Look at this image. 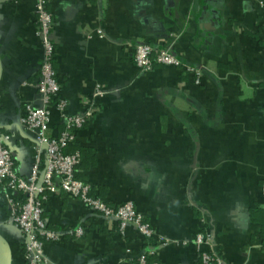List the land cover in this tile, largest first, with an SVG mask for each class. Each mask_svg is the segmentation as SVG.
Listing matches in <instances>:
<instances>
[{
    "label": "crops",
    "instance_id": "0c3cea01",
    "mask_svg": "<svg viewBox=\"0 0 264 264\" xmlns=\"http://www.w3.org/2000/svg\"><path fill=\"white\" fill-rule=\"evenodd\" d=\"M261 2L51 1L57 97L70 114L86 103L95 111L77 132L76 146L91 152L79 172L107 202L131 200L155 241L145 242L134 226L122 234L63 192L50 194L43 215L62 234L44 245L50 264H139L143 253L161 264H204L202 248L229 264H264ZM35 19V0H0V131L10 136L23 176L36 139L19 118L26 104H40ZM144 41L170 47L182 65L140 72L134 46ZM97 87L103 95L94 96ZM63 129L54 110L48 135ZM8 220L0 189V240L11 264H24L23 236ZM78 224L81 237L71 233ZM200 231L210 237L201 248L194 241Z\"/></svg>",
    "mask_w": 264,
    "mask_h": 264
},
{
    "label": "built area",
    "instance_id": "2783aa9c",
    "mask_svg": "<svg viewBox=\"0 0 264 264\" xmlns=\"http://www.w3.org/2000/svg\"><path fill=\"white\" fill-rule=\"evenodd\" d=\"M51 1L35 0L36 31L42 42L43 58L40 76L35 83L40 104H26L19 118L20 124L33 133L36 139L34 161L27 176L17 170L10 136L0 131V185L7 200L9 224L16 226L23 236L24 264H50L45 256L44 245L48 241L59 240L62 234L48 227L43 215L44 205L50 194L61 192L78 199L83 206L100 214L106 222L116 223L122 234L129 226H134L145 242L150 244L155 241L153 228L131 200L116 204L107 202L98 195L97 190H92L91 184L75 176L81 153L78 150L66 152V149L76 141L77 132L88 123L95 111L90 103H86L80 112L70 114L66 110L67 102L57 97L60 85L53 66L56 47ZM261 7L264 16V2H261ZM134 62L140 72H149L155 65H182L170 47L158 48L145 41L134 46ZM187 69L200 76L198 69ZM103 94L104 91L97 87L94 96ZM54 110L58 111L64 129L59 135L50 136L48 130ZM71 233L81 237L85 234V228L78 224ZM209 239V234L200 231L194 241L201 248L209 244ZM199 257L204 264H229L211 248H202ZM138 262L161 264L149 262L146 253L139 256Z\"/></svg>",
    "mask_w": 264,
    "mask_h": 264
},
{
    "label": "trees",
    "instance_id": "16d2710c",
    "mask_svg": "<svg viewBox=\"0 0 264 264\" xmlns=\"http://www.w3.org/2000/svg\"><path fill=\"white\" fill-rule=\"evenodd\" d=\"M76 150H78V151L81 153V161H80V163H79V165H78V167H77V171H76L75 176H76L78 179L83 180V176L81 175V172H79V170L85 168L87 160H90V154H91V152H90L88 149H83V148L77 147L76 144H75V142H74L72 145H70V146L67 147L66 152H74V151H76ZM92 157H93V156H92ZM91 162L94 164V159H93ZM83 181H84V180H83ZM85 182H86V181H85ZM86 183H88V182H86ZM89 184H90V183H89ZM91 185H92V184H91ZM0 189H1V191H2V186H1V185H0ZM92 190H97V191L99 192V190H98V186H94V185H92ZM98 195H99V193H98ZM99 196H100V195H99ZM100 197H101V196H100ZM151 260H152L151 258H148V261H149V262H151ZM137 264H138V263H137Z\"/></svg>",
    "mask_w": 264,
    "mask_h": 264
},
{
    "label": "water",
    "instance_id": "95a60500",
    "mask_svg": "<svg viewBox=\"0 0 264 264\" xmlns=\"http://www.w3.org/2000/svg\"><path fill=\"white\" fill-rule=\"evenodd\" d=\"M0 253L3 258V264H11L9 250L2 240H0Z\"/></svg>",
    "mask_w": 264,
    "mask_h": 264
}]
</instances>
